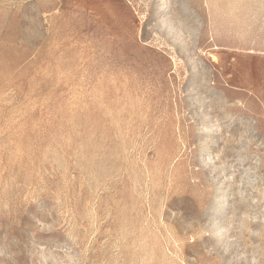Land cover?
Listing matches in <instances>:
<instances>
[{
    "label": "rangeland",
    "instance_id": "obj_1",
    "mask_svg": "<svg viewBox=\"0 0 264 264\" xmlns=\"http://www.w3.org/2000/svg\"><path fill=\"white\" fill-rule=\"evenodd\" d=\"M0 264H264V0H0Z\"/></svg>",
    "mask_w": 264,
    "mask_h": 264
}]
</instances>
